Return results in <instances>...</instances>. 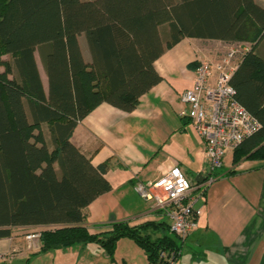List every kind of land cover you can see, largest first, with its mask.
<instances>
[{
    "label": "trees",
    "instance_id": "trees-1",
    "mask_svg": "<svg viewBox=\"0 0 264 264\" xmlns=\"http://www.w3.org/2000/svg\"><path fill=\"white\" fill-rule=\"evenodd\" d=\"M186 37L251 44L231 84L261 128L232 159L264 161V6L256 0H0V238L45 225L53 228L39 231L41 251L95 243L114 261L127 237L155 264H171L162 252L176 259L181 241L154 237L150 221L90 233L84 209L112 189L108 162L95 166L70 138L102 102L134 110L162 80L155 60Z\"/></svg>",
    "mask_w": 264,
    "mask_h": 264
},
{
    "label": "crops",
    "instance_id": "crops-1",
    "mask_svg": "<svg viewBox=\"0 0 264 264\" xmlns=\"http://www.w3.org/2000/svg\"><path fill=\"white\" fill-rule=\"evenodd\" d=\"M80 45L90 60L83 34ZM219 46L231 44L183 38L155 60L162 80L141 96L134 110L127 112L102 102L78 123L71 142L95 166L108 162L105 177L112 185L84 209L90 233L110 230L116 222L134 226L150 221L154 237L171 234L176 238L165 211L142 199L134 184L153 182L172 165L180 166L194 184L203 182L208 165L206 143L186 114L188 106L181 95L192 87L200 60H214ZM257 50L264 54V42ZM37 65L47 90L46 72L38 61ZM199 204L203 213L198 227L184 242L179 239L180 250L172 264L183 248L190 254L189 264H264L263 160L246 159L234 165L229 151ZM50 228L15 227L11 236L0 238V264H113L116 260L95 243L51 251L31 247L27 234Z\"/></svg>",
    "mask_w": 264,
    "mask_h": 264
},
{
    "label": "built area",
    "instance_id": "built-area-1",
    "mask_svg": "<svg viewBox=\"0 0 264 264\" xmlns=\"http://www.w3.org/2000/svg\"><path fill=\"white\" fill-rule=\"evenodd\" d=\"M236 48L220 60H200L195 69L194 83L182 95L188 108L186 114L206 143L207 167L203 182L193 183L181 167L172 165L153 182L137 181L134 190L145 201L165 211L170 231L184 242L198 227L207 186L215 170L223 164L226 154L261 128V122L236 98L231 77L238 67L234 62ZM202 185V186H200ZM200 186V187H199ZM199 187V188H197ZM196 189L199 192L195 193ZM31 247H41L40 232L28 233ZM166 256L172 264L175 254Z\"/></svg>",
    "mask_w": 264,
    "mask_h": 264
},
{
    "label": "rangeland",
    "instance_id": "rangeland-1",
    "mask_svg": "<svg viewBox=\"0 0 264 264\" xmlns=\"http://www.w3.org/2000/svg\"><path fill=\"white\" fill-rule=\"evenodd\" d=\"M256 1L260 3L262 6H264V0H256ZM250 45L251 44L247 42H244V43L238 42V43L232 44L231 46H225V47L219 46L218 48L220 50L216 54L217 57L212 61H218L222 59L230 51L231 48H236L237 54H236V58L234 62H238L240 58V54L244 52L245 50L243 49L244 46L250 47ZM35 55H36L40 68L43 69V65H42V61L39 56V52L36 51ZM5 57L10 58V56L8 55H6ZM43 130L46 136H48V130H47L46 125L43 126ZM233 150H231L232 153H233ZM170 236L172 235L170 234ZM182 250H183V254L178 257L179 259H177L174 264H189L188 260H189L190 254L187 252V249L183 248ZM114 258L116 260L114 261L113 264H116V263L117 264H155L149 259L147 253L145 252L143 248H141L133 239L127 238V237L122 238L120 240L118 244L116 256L114 255Z\"/></svg>",
    "mask_w": 264,
    "mask_h": 264
}]
</instances>
